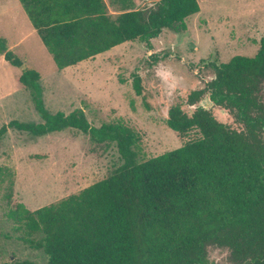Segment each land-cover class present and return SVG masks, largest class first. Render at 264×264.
<instances>
[{"label": "trees", "instance_id": "16d2710c", "mask_svg": "<svg viewBox=\"0 0 264 264\" xmlns=\"http://www.w3.org/2000/svg\"><path fill=\"white\" fill-rule=\"evenodd\" d=\"M20 1L60 70L128 41L151 46L165 28L185 26L201 9L199 0H161L156 9L127 6L113 17L104 0ZM0 53L21 70L19 82L43 119H13L0 127V139L11 128L34 136L76 128L116 142L124 161L57 202L9 210L17 239L43 250L45 264H207L212 243L230 248L231 264H264V36L254 56L213 64L215 77L188 96L196 105L192 113L169 109L171 129H198L201 137L144 161L138 159V132L123 122L93 126L82 109L51 112L41 73L1 36ZM134 88L143 93L137 73ZM205 97L230 110L245 129L219 120L201 104Z\"/></svg>", "mask_w": 264, "mask_h": 264}, {"label": "rangeland", "instance_id": "374dc122", "mask_svg": "<svg viewBox=\"0 0 264 264\" xmlns=\"http://www.w3.org/2000/svg\"><path fill=\"white\" fill-rule=\"evenodd\" d=\"M104 1L108 14L116 17L127 6L156 9L161 0ZM7 2L0 0V12H9L0 17L4 26L0 34L10 44L22 38V45L10 49L41 73L46 107L67 114L82 109L97 127L123 122L140 135L139 161L201 137L198 129L183 134L171 129L169 109L180 106L192 113L196 105L189 103L188 96L215 77L213 64L236 55L254 56L264 36V0H199L200 11L186 18L185 26L165 28L149 41L151 46L138 39L128 41L105 55L60 70L21 5L25 25L10 24L13 11ZM135 73L142 77V94L134 88ZM8 75L0 64V127L13 119L43 122L29 88L18 84L12 74L11 84H3ZM201 104L233 128L245 129L230 110L206 97ZM123 162L116 142H100L76 128L43 136L9 129L0 139V264L48 260L43 250L17 239L15 224L8 217L10 209L19 203L34 210L57 202L106 178ZM231 262L230 248L207 246V264Z\"/></svg>", "mask_w": 264, "mask_h": 264}, {"label": "crops", "instance_id": "0c3cea01", "mask_svg": "<svg viewBox=\"0 0 264 264\" xmlns=\"http://www.w3.org/2000/svg\"><path fill=\"white\" fill-rule=\"evenodd\" d=\"M6 1H8L7 2V8H8V10L9 11H13V16L11 17L12 19H11V21H10V24H13V25H15V23H17V24H19L20 26H22V25H25V20H24V18H23V16H22V12H21V10H20V6L19 5H21L22 6V8L24 9V7H23V5H22V3H21V1L20 0H6ZM15 11V12H14ZM24 11H25V13H26V15L28 16V14H27V12H26V10L24 9ZM9 14V12H5L4 11V13H2V12H0V17H3L5 14ZM5 17V16H4ZM29 18V17H28ZM29 20H30V18H29ZM31 21V20H30ZM32 23V22H31ZM33 25V24H32ZM0 28H2V27H4L3 26V24L2 23H0ZM34 27V26H33ZM6 28V27H5ZM34 30H36L35 29V27H34ZM37 31V30H36ZM38 32V31H37ZM39 34V33H38ZM0 36L1 37H3V38H6V37H4L3 35H1L0 34ZM42 39V38H41ZM7 40V39H6ZM42 42H43V40H42ZM9 42L7 41V44H8ZM22 38L20 39H18L17 41H15L14 43H9L10 45H8V48H12V47H14V48H18L20 45H22ZM44 43V42H43ZM45 45V44H44ZM46 47V46H45ZM117 47V46H116ZM47 48V47H46ZM115 48V47H114ZM113 49V48H112ZM48 50V49H47ZM111 50V49H110ZM110 50H108V51H106V52H104V53H101V54H103V55H105L106 53H108ZM17 53V52H16ZM50 53V52H49ZM18 54V53H17ZM51 54V53H50ZM101 54H98L97 56H99V55H101ZM20 55V54H19ZM52 55V54H51ZM21 56V55H20ZM96 56V57H97ZM22 57V56H21ZM53 57V56H52ZM54 59V58H53ZM92 59V58H91ZM88 60H90V59H88ZM88 60H86V61H88ZM83 62H85V61H83ZM82 62V63H83ZM0 64H1V67H2V69L7 73V75L9 74V75H13L14 76V80H16V79H18L19 78V76L21 75V70L18 68V67H16V66H14V65H11L6 59H5V57H4V55L2 54V53H0ZM17 69H19V71L17 70ZM7 76V80H6V78H5V80L3 81V84H5L6 82H8V83H10V76ZM3 79L1 78V80H0V82L2 81ZM18 82H19V79H18ZM17 81H15L14 83L15 84H17L18 83ZM11 84V83H10ZM18 84H20V82L18 83ZM7 91H9V90H7ZM9 93H11V92H9ZM8 93V94H9Z\"/></svg>", "mask_w": 264, "mask_h": 264}]
</instances>
